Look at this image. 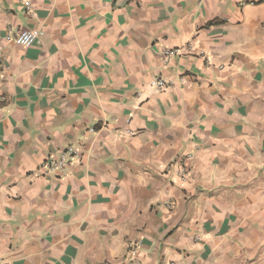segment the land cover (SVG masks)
<instances>
[{
	"label": "crops",
	"instance_id": "0c3cea01",
	"mask_svg": "<svg viewBox=\"0 0 264 264\" xmlns=\"http://www.w3.org/2000/svg\"><path fill=\"white\" fill-rule=\"evenodd\" d=\"M0 261L264 264V0H0Z\"/></svg>",
	"mask_w": 264,
	"mask_h": 264
},
{
	"label": "built area",
	"instance_id": "2783aa9c",
	"mask_svg": "<svg viewBox=\"0 0 264 264\" xmlns=\"http://www.w3.org/2000/svg\"><path fill=\"white\" fill-rule=\"evenodd\" d=\"M41 34L42 32L39 29H20V30H17L14 34L8 31L5 35V41L9 43H13L22 48H28L37 42ZM178 52H179L178 50H164V52H162L163 63H167L169 58L173 57ZM150 86L156 91H162V90H165L169 86V81L161 77H156ZM74 153L75 151L71 147H69L65 151L61 152L58 155V157L56 158L50 157L42 165V169L45 172H62L65 166L68 164L70 157ZM186 176H187V172L183 167L178 169L177 177L179 178V180L184 181ZM136 247H137L136 242L131 244V248H132L131 252L133 256L135 255ZM0 264H5V263L0 261Z\"/></svg>",
	"mask_w": 264,
	"mask_h": 264
}]
</instances>
